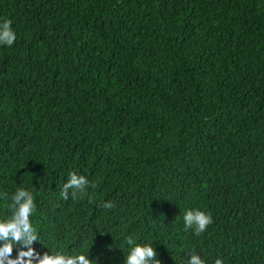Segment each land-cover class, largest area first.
Here are the masks:
<instances>
[{
    "label": "trees",
    "instance_id": "trees-1",
    "mask_svg": "<svg viewBox=\"0 0 264 264\" xmlns=\"http://www.w3.org/2000/svg\"><path fill=\"white\" fill-rule=\"evenodd\" d=\"M0 17L17 34L0 191L36 198V252L124 264L131 232L161 264H264V0H0ZM73 171L89 189L63 200ZM188 208L213 217L201 236Z\"/></svg>",
    "mask_w": 264,
    "mask_h": 264
},
{
    "label": "clouds",
    "instance_id": "clouds-1",
    "mask_svg": "<svg viewBox=\"0 0 264 264\" xmlns=\"http://www.w3.org/2000/svg\"><path fill=\"white\" fill-rule=\"evenodd\" d=\"M16 40L17 34L12 28V21L0 17V47L11 48ZM88 189L89 180L86 176L73 171L69 173L60 196L63 200H68L70 195L75 199L83 196ZM0 200L6 201L7 209V213L0 216V264H93L95 261L89 259V252L70 253L64 249H57L53 254L48 247L50 254L36 252L33 244L40 242L41 236L31 218L37 212V203L33 193L28 189L17 187L10 196L7 192L0 191ZM101 206L104 210L111 211L116 204L106 200ZM182 219L184 230H191L195 236L206 233L209 226L214 223L210 212L198 208L186 209ZM121 236L127 249L124 264H161L153 242H141L140 237L131 232ZM14 248L17 249V254L12 258ZM189 253L187 264H207L202 254ZM213 264H224V260L217 255Z\"/></svg>",
    "mask_w": 264,
    "mask_h": 264
}]
</instances>
